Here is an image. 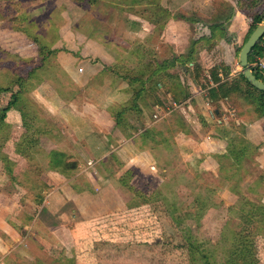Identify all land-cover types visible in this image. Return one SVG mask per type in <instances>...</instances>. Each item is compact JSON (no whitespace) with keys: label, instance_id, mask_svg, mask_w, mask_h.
Masks as SVG:
<instances>
[{"label":"rangeland","instance_id":"1","mask_svg":"<svg viewBox=\"0 0 264 264\" xmlns=\"http://www.w3.org/2000/svg\"><path fill=\"white\" fill-rule=\"evenodd\" d=\"M255 15L264 18V0H0V115L19 95L16 109L34 124L33 109L28 107L33 103L39 106L34 99L43 94L42 89L46 95H56L45 88L48 85L60 97L84 100L86 89L66 79L64 65H77L81 73L87 63L95 64L94 69L101 70L106 84L97 91L103 90L107 97L120 73L126 75L141 67L142 74L137 77L145 78L151 68L163 62L168 75H180L187 82L190 74L186 70L193 68L181 61V53L187 55L193 42L208 38L213 25H223L224 39L196 44L195 64L204 77V69L210 72L216 65L225 66L222 79L226 81L242 70L239 55L250 36ZM131 16L135 22L138 21L134 16L146 18L154 27L144 28V34L138 35L139 28H130ZM104 50L106 57L102 58ZM121 54L123 58L118 63L117 56ZM122 87L118 89L134 91L126 93L131 99L141 93L146 104L148 97L172 100L165 88ZM182 92L189 91L182 87ZM128 101L129 98L125 105ZM220 103L211 105L213 115L221 116L210 121L207 130L214 132L220 126L234 133L232 155L227 154L220 163H156L153 169L140 173L128 171L120 179L121 186L123 178L130 185L124 186L123 192H115L103 182L97 168L91 167L97 160L93 157H87L84 163L89 166L88 173L67 171L73 172L69 176L53 169L51 173L46 163L47 150H41V163H35L40 168L33 169L16 153V139L20 136L14 126L18 125V116L15 108L10 110L6 123L13 125L7 123L2 129L0 145L2 139H9L2 144V151L19 165L13 166L15 183L0 168V252L13 253L26 239L21 245L30 244L31 250H24L23 255L27 260L33 259L37 251L26 235L35 229L42 239L58 243L52 253L59 255L55 264H69L65 257L72 261L70 264H230L235 259H239L237 264H264V117L241 94ZM175 106L172 103L169 111H180ZM202 106L197 103L199 112ZM218 109L223 110L220 115L216 114ZM38 112L39 121L44 119L40 123L43 127L48 114ZM148 113L153 122L160 118L153 108ZM242 113L245 117L241 119ZM239 156L242 157L237 161ZM118 166L119 163H106L104 168L116 175ZM27 177L37 181L42 189L53 182L31 223L26 215L18 213L24 208L33 209L29 197L35 182L21 186L18 181ZM101 180L106 188L99 183ZM70 189L74 201L68 199L73 198ZM62 208L65 213H60ZM65 228L73 233L64 232ZM64 242L69 248H61ZM243 248L250 258L231 256L232 250L241 252ZM62 253L64 257L60 258Z\"/></svg>","mask_w":264,"mask_h":264},{"label":"crops","instance_id":"2","mask_svg":"<svg viewBox=\"0 0 264 264\" xmlns=\"http://www.w3.org/2000/svg\"><path fill=\"white\" fill-rule=\"evenodd\" d=\"M132 16L129 18L130 28H139V30H137L138 35L144 34V32H142L144 28H150L151 26L154 27V25L147 21L146 18L141 19L140 17L134 16V19L138 21L135 22L132 19ZM104 53L105 50L102 51V55ZM132 54L136 55L135 52H132ZM181 54V61L184 63L183 56H186L184 55L186 53L182 52ZM105 57L106 56L103 55L102 58ZM117 57V62H121L123 58L122 54ZM111 64L112 63H109L108 65L111 66ZM164 64L165 63L163 62L161 65H156L154 69L151 68L150 74L145 78L137 77L142 74L143 69H141V67L127 71L126 75L120 73V76L117 75L118 78L113 81V92L109 97L103 94V90L97 91V89H101L102 87L104 89L106 84H103L104 74L101 73V70L96 72V69H94V66H96L95 64L87 63L85 68L82 67L83 70L81 73H79L80 71L78 70L80 68H78L77 65H64L63 70L66 72V79L77 87L86 89L85 92L87 94L86 98H88V103L85 102L86 98L81 101H75L70 97H64L63 95V97H60L57 95V90L50 88L48 85L45 88L53 90V93L56 92V95H46L45 93H47V91L42 89L41 91H44L42 92L43 94H40L39 98L37 97L34 99L35 103L39 104V106L33 103L28 107H32L33 109L32 114L34 124L32 122L29 123L26 119V115L22 113V111L14 109L18 116V125H15L14 127H16L17 133L20 136L16 139V146L18 144H24L25 147L28 146L32 137V145L34 146L33 150H47V153L54 151L65 153L68 162L76 165L75 172L81 171L83 174L88 173L87 170L89 169V166L84 164L88 161L87 157H93L94 160H97L94 161L91 167H95V169L97 168L96 170L100 173L98 175H101L104 178L103 182L109 183L115 192L116 190L123 192L125 187L121 186L120 179L126 174V172L134 171L140 173L141 170L146 168L153 169V164L156 163H220L219 160L224 158V156L227 154L232 155L230 146L233 147V138H235V135L231 131L221 129L220 126H216L214 132H210L209 129L207 130V125L210 121L218 119V117L221 116V112H223V110L221 111V109H218L216 110V114L220 116L213 115L211 105L215 103L208 91L214 87L215 84L210 78L211 76L208 69L203 70L207 81H205L206 79L198 81L194 69L186 70V72L190 74V78H188L187 82L183 78H180L179 75L176 87L180 89L181 87H187V90L189 91V95H187L188 93H185L175 106V109L180 108V111H169L172 109L171 104L174 102L173 100H165L162 96L161 100L157 97H148L147 100L149 104H146L143 99H141L142 96H137V93L132 99L129 95L127 96L126 93L131 94V91L132 93L134 92L133 90L129 89L125 92L118 89V87L121 86H123L122 88H135L137 86H140V88H150L154 85L155 81H158L159 79L163 80L162 82L165 86L172 85L175 80L170 79L169 75L166 73L168 72V67L165 69ZM185 65L193 68L195 63L191 62ZM160 66L163 68L158 69ZM223 69L226 70V67L223 66ZM223 71H220V77L224 75L223 73H226ZM132 72L134 73V76ZM236 72L238 73L237 75L241 73V71ZM237 75L233 77L230 75L227 80L234 78ZM117 79L118 81H116ZM120 79L122 81H127L128 83H123ZM96 80L97 82H95ZM203 83L207 86L206 88L203 87ZM50 85L53 86V84ZM142 85L145 86L142 87ZM159 90H163L162 84H159ZM164 92L169 98H171L170 92ZM94 93L97 96H95ZM128 98L130 101L125 105ZM78 102L81 103L82 106H78ZM220 102H222V100L216 103L222 104ZM197 103L201 106L203 104V109H201L200 112ZM129 104H132L131 108H129ZM164 104L166 107L168 104V107L165 108ZM120 105L125 106L121 107L122 109H120V111H117V108ZM79 107H82V110H78ZM152 108L160 113V118L154 122L151 119L150 113H148ZM39 110L47 112L48 119L50 120L48 121L47 119V123L43 125L45 129H43L42 124H40L44 122V119H42V121H39L38 119V114H40V112H38ZM203 110H205V112ZM206 111L208 112L206 113ZM208 114L211 116V119L207 116ZM203 116H205V118ZM155 117L158 116L155 115ZM239 117L242 119L245 115L242 113ZM60 118L63 119V122L60 121ZM57 119L60 120L58 121ZM222 121L223 119H221L220 124H222ZM7 123L13 125L10 121ZM164 125L167 126L169 132L166 131ZM206 131H208V133H206ZM43 140L45 142H43ZM247 140L250 142L253 141L249 138ZM143 141L146 142L145 145L142 143ZM8 144L10 145V143ZM45 147H47V149ZM219 148H222L223 150L218 151V153L215 152ZM79 156L83 158H79ZM203 157L204 159H202ZM241 157L242 156L236 158L237 161ZM200 160L201 162H198ZM39 161L38 162L41 163V160ZM232 161L234 162V160ZM46 163L50 170L51 168L48 159ZM106 163H119L116 175L107 172L104 168ZM14 164L17 166L19 165V163ZM37 167H39V165L35 163L32 166L33 169H36ZM100 170H102V172H100ZM50 172L54 173L51 170ZM62 175L72 176L73 172ZM19 176L21 175L19 174ZM8 179L11 180L9 177ZM24 179L25 180L23 181L21 178H18L19 185L22 186L24 184L25 186L31 181L35 182V185L32 188L30 187L34 194L42 193L44 196L47 194L46 192H51V181L47 183V187L42 189L38 186L39 183H37V181L28 177ZM103 182L101 180L99 183L102 184L103 188H106L107 186ZM132 184H134V179L131 182V185ZM71 192L73 194V190H71ZM72 196L73 198L70 197L68 199L74 201V194ZM78 198V200H80L81 197L79 196ZM62 210L63 208L60 210V213ZM29 211V209L27 210L24 208L18 213L24 214L25 216ZM23 226L24 225H21V227ZM17 227H20V225ZM33 230L34 231L30 232L29 235H26V238L31 240L32 245L37 251L33 259L27 260L25 255H23L26 254L24 250H31L30 244L21 245L26 241V239H24V242H19L16 246L17 249L13 253L9 250L8 252H0V264L58 263L57 257H59V255L56 254L57 257L52 255V253H55L58 249V243L51 239H42L39 232H36L35 229ZM63 231L66 233L70 232V234L73 233H71L70 228L69 230L68 228H65ZM62 244L65 246L61 248H69L67 242ZM62 257L64 256H60V258ZM64 259H67L65 261L66 263L70 264L72 262L68 257H65Z\"/></svg>","mask_w":264,"mask_h":264},{"label":"trees","instance_id":"3","mask_svg":"<svg viewBox=\"0 0 264 264\" xmlns=\"http://www.w3.org/2000/svg\"><path fill=\"white\" fill-rule=\"evenodd\" d=\"M142 13H145V12H142ZM263 21H264V18L262 15H255V17L253 18V25H252L251 30L249 32L250 36L254 32V30L257 28V26L259 24H261ZM224 36H225V34L223 31V25H213L210 29V36L208 38L203 37V38L199 39L198 41L193 42L192 49L190 50V52L186 56H183L184 63L185 64H188L191 62L195 63L197 61L195 56H194V46H196V44H199L200 42H206V43H210V44L211 43H217L219 41H222L224 39ZM263 41H264V37L260 40V42L253 49L252 53L250 54L249 60H250V64H251L252 70L254 71L255 76L259 80L264 82V70L256 69L252 65L258 57H261L264 54V50H263V46H262ZM45 50H43V51H45ZM47 53L53 54V51H47ZM164 65H165L164 68L166 69L167 65L166 64H164ZM162 68L163 67H161V66L158 67V69H162ZM193 69L195 70L194 72H195V75H196V78L198 81H200L202 79H204V80L206 79V77L202 76L203 72L201 71V69L199 68L198 65L195 64ZM223 70H225V69H223L222 65H216L209 72V74L211 76L210 78L215 84V86L209 90V95H211V98H212V100H214V103L219 102L221 100H230L235 94H241L245 98H247V100L251 103L252 106H255V108L259 109L261 111V114L264 117V92L259 91L258 89L254 88L245 79V77L243 76L242 73L239 74L234 79L232 78L231 80L223 81L222 77H220V71H223ZM223 72H226V70ZM169 77L171 80H175L172 85L165 86L164 83L162 82L163 80L159 79L158 81H155V83L152 87L155 86V88L157 90H159V84H162L163 89L165 88L166 91L170 92L171 99L173 100L174 104H177V102L180 101L182 96H184V94L182 92V87H181V89L176 87L177 79L179 78L178 75H169ZM205 81H207V79ZM203 87L206 88L207 86L203 85ZM242 87H246V89L243 90ZM2 90L3 91H9L8 89H2ZM140 95H141V93H137V96H140ZM18 97H19V95L17 96V101L15 102V99H14V101L12 103H9L7 105V107L3 110L2 115H0V136L1 137L4 136L3 133L1 135V131H2V129L4 131L6 128L5 126L7 125V123H6L7 114L10 110H13L14 108L16 109ZM13 98H16L15 95H13ZM8 140H9L8 138H5V139H2V141H1V145H0V168H2L5 171V175L7 177L11 178L14 181H17L15 179L14 175H12V171H13V166L15 165L14 163L15 162L18 163V161L16 159H13L12 157H10L9 155H7L6 153H4L2 151V147H3L2 144L7 143ZM32 144H33V138L31 137V140H30L28 146L25 147L24 144H18L17 145L16 153L18 155L24 157L25 160L27 161V163H31L33 165L34 163H39L38 157H40L41 150H33L34 146ZM242 152H243V150H240V153H242ZM46 156L48 158V163H49L50 168L61 173V174H70L67 171L75 170L76 165L74 163L68 162V158H67V155L65 153L54 151L51 153H47ZM121 182L125 187L130 188V185L128 186L126 184V181L124 180V178L121 180ZM31 195L32 196L29 197V200H32L33 210L30 211L31 214L27 213V215H26V218H28V220L30 221L29 222L27 220L28 223H31V221L34 219V216H36L35 214L38 213L40 207L42 206L43 200H44L42 193H38V194L37 193L36 194L31 193ZM244 244L246 245V243H244ZM249 245H251V244H249ZM246 247H248V246H246ZM247 249H249V247ZM247 249L243 248L241 250V252L235 251L234 253L232 250V252L230 254L232 257H233V255H237V257L239 258V255H241V258L247 259V258L251 257V255L248 253ZM61 256H63V253ZM238 260L239 259H237V260L235 259L230 264H237ZM250 260L251 259H249L245 262L248 263Z\"/></svg>","mask_w":264,"mask_h":264},{"label":"water","instance_id":"4","mask_svg":"<svg viewBox=\"0 0 264 264\" xmlns=\"http://www.w3.org/2000/svg\"><path fill=\"white\" fill-rule=\"evenodd\" d=\"M264 37V21L257 26L254 32L251 34L249 39L246 41L244 46L242 47L239 55L241 73L245 77V79L256 89L264 92V82L259 80L254 71L251 68L249 57L252 53L253 49L260 42V40Z\"/></svg>","mask_w":264,"mask_h":264},{"label":"built area","instance_id":"5","mask_svg":"<svg viewBox=\"0 0 264 264\" xmlns=\"http://www.w3.org/2000/svg\"><path fill=\"white\" fill-rule=\"evenodd\" d=\"M263 48H264V43H263ZM252 65L253 67L259 70H264V54L263 56L258 57Z\"/></svg>","mask_w":264,"mask_h":264},{"label":"bare ground","instance_id":"6","mask_svg":"<svg viewBox=\"0 0 264 264\" xmlns=\"http://www.w3.org/2000/svg\"><path fill=\"white\" fill-rule=\"evenodd\" d=\"M263 43H264V41H263ZM263 43H262V46H263ZM263 50H264V48H263ZM250 61V60H249ZM251 65V64H250ZM252 68V67H251ZM257 69V68H256Z\"/></svg>","mask_w":264,"mask_h":264},{"label":"flooded vegetation","instance_id":"7","mask_svg":"<svg viewBox=\"0 0 264 264\" xmlns=\"http://www.w3.org/2000/svg\"><path fill=\"white\" fill-rule=\"evenodd\" d=\"M241 74V73H240Z\"/></svg>","mask_w":264,"mask_h":264}]
</instances>
